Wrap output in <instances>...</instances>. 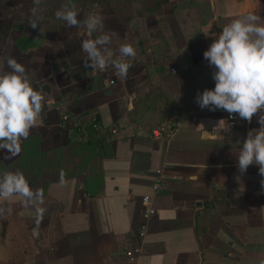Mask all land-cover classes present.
<instances>
[{
  "label": "crops",
  "instance_id": "1",
  "mask_svg": "<svg viewBox=\"0 0 264 264\" xmlns=\"http://www.w3.org/2000/svg\"><path fill=\"white\" fill-rule=\"evenodd\" d=\"M191 1L169 0L161 15H100L104 30L118 33L114 51L136 49L124 79L85 67L82 41L100 33L55 15L33 29L24 0H0V44L11 41L8 54L45 97L21 154L5 159L0 150V175L22 171L43 192V222L33 236L35 207L0 200L10 209L0 217V264H264V177L255 164L241 174L237 161L257 117L235 115L230 125L228 112L196 103L215 88L203 56L214 37L203 32L218 36L249 12L263 20V8L204 0L211 16L203 23ZM156 180L165 189L155 192ZM144 195L155 208L147 220ZM137 247L129 260L125 251Z\"/></svg>",
  "mask_w": 264,
  "mask_h": 264
},
{
  "label": "clouds",
  "instance_id": "2",
  "mask_svg": "<svg viewBox=\"0 0 264 264\" xmlns=\"http://www.w3.org/2000/svg\"><path fill=\"white\" fill-rule=\"evenodd\" d=\"M33 3L28 24L40 30L44 19L39 7L42 0H33ZM78 16L73 0H66L55 12V17L68 27H84L89 33H100L95 39L82 41L85 67L93 72L111 67L118 77L126 79L132 67L128 61L137 54L134 46L124 43L114 51L111 45L118 33L105 31L101 16L90 14L82 21ZM260 21V16L249 12L225 25L218 36L203 32L206 37H214L203 56L214 69L215 88L198 94L196 103L201 109L223 110L249 123L257 117L260 127L250 130L241 142L238 171L244 174L255 164L259 175L264 177V23ZM10 44L11 41L0 44V150L6 151L5 159L21 154V141L38 126L45 102L44 95L32 86L26 66L8 54ZM60 182H65L63 171ZM261 183L264 185V181ZM13 196L21 197L26 207H35L32 234L38 237L45 214L40 206L43 192L34 190L22 171H7L0 175V200L8 201ZM9 212L6 205H0V217L6 218Z\"/></svg>",
  "mask_w": 264,
  "mask_h": 264
},
{
  "label": "rangeland",
  "instance_id": "3",
  "mask_svg": "<svg viewBox=\"0 0 264 264\" xmlns=\"http://www.w3.org/2000/svg\"><path fill=\"white\" fill-rule=\"evenodd\" d=\"M162 0H106L102 6L87 5V7L82 8L80 4H77V10L79 11L78 19L81 21L85 19L90 14L101 15L106 12L109 14L116 13L120 14L126 18L130 16H139L146 13L148 9L156 6V3H160ZM66 0H42L40 4L41 15L45 17H52L55 12L62 7ZM82 0L81 3H83ZM24 3L31 9L35 6L33 0H24ZM258 7L263 8L261 14L264 17V0H259ZM260 22L264 23V18Z\"/></svg>",
  "mask_w": 264,
  "mask_h": 264
},
{
  "label": "built area",
  "instance_id": "4",
  "mask_svg": "<svg viewBox=\"0 0 264 264\" xmlns=\"http://www.w3.org/2000/svg\"><path fill=\"white\" fill-rule=\"evenodd\" d=\"M170 71L175 73L176 69L175 67H171L170 68ZM114 81H110V83H113ZM236 116H231L230 114H228V119H229V124L232 125L234 122H233V119L235 118ZM65 118V116H64ZM92 127L93 128H96L97 127V123L96 122H93L92 123ZM112 133H116V129L113 128L111 130ZM155 135H160L161 133H164L165 135H168L169 134V131L166 130V129H159V130H156L154 131ZM153 189L155 190V192H158L160 190H163L165 189V186L162 184V182L160 180H156V182L153 184ZM142 203L144 205V211H143V218L144 220H147L149 219L152 215H154L155 213V208L152 206V197L149 196V195H144L142 196ZM146 226L145 224L141 226V231L140 232H143L145 230ZM140 252V248L137 247V248H131V249H127L125 251V255L126 257L129 259V260H133L137 257V255L139 254Z\"/></svg>",
  "mask_w": 264,
  "mask_h": 264
},
{
  "label": "trees",
  "instance_id": "5",
  "mask_svg": "<svg viewBox=\"0 0 264 264\" xmlns=\"http://www.w3.org/2000/svg\"><path fill=\"white\" fill-rule=\"evenodd\" d=\"M106 0H84L83 3L82 0H73V2L77 5L80 4L82 8L87 7V5H96V6H102ZM169 0H162L160 3H156V6H154L151 9H148L146 13L148 14H162V8L166 4H168ZM192 5L194 4L196 8L198 9L199 13H201L202 16V22L204 23L210 16H211V9L210 5L204 1V0H195L191 1ZM191 6V4H190Z\"/></svg>",
  "mask_w": 264,
  "mask_h": 264
}]
</instances>
